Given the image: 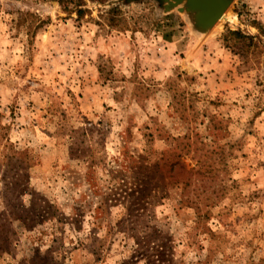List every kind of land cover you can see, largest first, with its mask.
Segmentation results:
<instances>
[{
	"label": "rangeland",
	"instance_id": "rangeland-1",
	"mask_svg": "<svg viewBox=\"0 0 264 264\" xmlns=\"http://www.w3.org/2000/svg\"><path fill=\"white\" fill-rule=\"evenodd\" d=\"M72 1L0 0V264H264V0Z\"/></svg>",
	"mask_w": 264,
	"mask_h": 264
},
{
	"label": "water",
	"instance_id": "water-1",
	"mask_svg": "<svg viewBox=\"0 0 264 264\" xmlns=\"http://www.w3.org/2000/svg\"><path fill=\"white\" fill-rule=\"evenodd\" d=\"M126 4L143 0H123ZM165 12L177 10L185 14L195 31L208 33L230 8L233 0H153Z\"/></svg>",
	"mask_w": 264,
	"mask_h": 264
},
{
	"label": "trees",
	"instance_id": "trees-1",
	"mask_svg": "<svg viewBox=\"0 0 264 264\" xmlns=\"http://www.w3.org/2000/svg\"><path fill=\"white\" fill-rule=\"evenodd\" d=\"M57 1L63 6V8L65 10L73 11V10L69 9L70 8L69 4L73 3L72 0H57ZM90 1L94 2V1H97V0H90ZM83 5H85V0H80L79 2H76L74 4V6H75L74 12L77 14L78 19H81L82 17L85 16V14L87 12H89L88 9L82 8ZM117 12H119L117 9H111V10L107 11L108 15L109 14H116Z\"/></svg>",
	"mask_w": 264,
	"mask_h": 264
}]
</instances>
